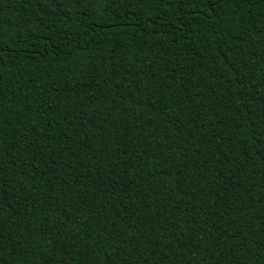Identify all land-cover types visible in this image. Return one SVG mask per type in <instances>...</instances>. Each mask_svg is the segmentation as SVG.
I'll return each mask as SVG.
<instances>
[{
	"label": "trees",
	"instance_id": "trees-1",
	"mask_svg": "<svg viewBox=\"0 0 264 264\" xmlns=\"http://www.w3.org/2000/svg\"><path fill=\"white\" fill-rule=\"evenodd\" d=\"M0 264H264V0H0Z\"/></svg>",
	"mask_w": 264,
	"mask_h": 264
}]
</instances>
